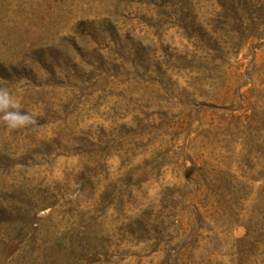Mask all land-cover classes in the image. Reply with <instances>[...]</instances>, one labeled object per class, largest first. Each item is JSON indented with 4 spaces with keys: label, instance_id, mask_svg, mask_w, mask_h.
I'll return each mask as SVG.
<instances>
[{
    "label": "rangeland",
    "instance_id": "374dc122",
    "mask_svg": "<svg viewBox=\"0 0 264 264\" xmlns=\"http://www.w3.org/2000/svg\"><path fill=\"white\" fill-rule=\"evenodd\" d=\"M0 87V264H264V0H0Z\"/></svg>",
    "mask_w": 264,
    "mask_h": 264
},
{
    "label": "clouds",
    "instance_id": "9594fccd",
    "mask_svg": "<svg viewBox=\"0 0 264 264\" xmlns=\"http://www.w3.org/2000/svg\"><path fill=\"white\" fill-rule=\"evenodd\" d=\"M21 104L10 94L7 87H0V121L8 129H18L34 124L35 113L21 112Z\"/></svg>",
    "mask_w": 264,
    "mask_h": 264
}]
</instances>
